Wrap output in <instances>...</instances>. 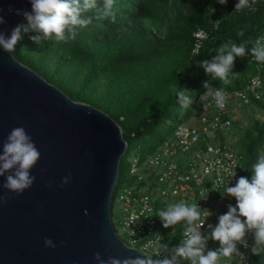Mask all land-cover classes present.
Segmentation results:
<instances>
[{
    "label": "trees",
    "instance_id": "obj_1",
    "mask_svg": "<svg viewBox=\"0 0 264 264\" xmlns=\"http://www.w3.org/2000/svg\"><path fill=\"white\" fill-rule=\"evenodd\" d=\"M238 2L115 0L113 23L111 17L103 16V2L99 0L98 8L85 14L93 22L86 28H77L75 39L57 42L53 38L36 44L29 37L38 33H22L12 54L47 81L53 79L72 99L89 103L110 115L119 124L127 144L121 162L127 161L131 152L141 161L171 134L178 122L189 119L200 96L207 91L203 86L205 81L211 87L226 90L244 86L250 72L247 61L251 43L248 54L236 58L233 72L239 75L230 76L228 84L213 79L200 66L204 60H212L223 43L254 42L264 31V0H254L249 7L236 11ZM197 28H203L208 35L199 52L192 55V33ZM172 85L190 90L189 107H181ZM256 107L262 116L246 127L236 148L233 147L240 155L237 180L240 176L252 179V166L261 155L264 101L257 102ZM233 123L240 124L239 120ZM128 166L129 161L124 169L120 166L116 189L124 181ZM233 203L236 204L235 199ZM162 209H166L165 204L157 203L155 217L164 244H178L183 223L163 227L158 216ZM208 245L207 250L220 247L215 240ZM180 264L190 261L181 259ZM252 264H263V254H253Z\"/></svg>",
    "mask_w": 264,
    "mask_h": 264
},
{
    "label": "water",
    "instance_id": "obj_2",
    "mask_svg": "<svg viewBox=\"0 0 264 264\" xmlns=\"http://www.w3.org/2000/svg\"><path fill=\"white\" fill-rule=\"evenodd\" d=\"M9 8L31 10V5L0 0L7 21L0 31L10 35L26 20ZM13 56L0 47V154L11 130L22 126L41 159L31 170L34 184L21 194L4 188L6 177H0V198H6L0 199V264H98L97 252L105 260L143 258L117 235L111 218L127 148L119 124ZM69 173L70 183L61 187ZM45 238L56 247H46Z\"/></svg>",
    "mask_w": 264,
    "mask_h": 264
},
{
    "label": "clouds",
    "instance_id": "obj_3",
    "mask_svg": "<svg viewBox=\"0 0 264 264\" xmlns=\"http://www.w3.org/2000/svg\"><path fill=\"white\" fill-rule=\"evenodd\" d=\"M102 13L104 17H111L112 22L116 20L113 11L115 0H102ZM220 4H226L227 0H218ZM254 2V0H252ZM31 10L9 8V13L22 16L27 23L16 25L10 35L0 31V47L5 52L13 53L22 33L35 32L29 38L36 44L42 41L52 40L67 42L76 37V29L86 28L93 21L91 16L85 15L99 6V0H29ZM250 6V0H239L236 11ZM2 11V10H0ZM215 11V9H213ZM4 15H0V25L6 24ZM197 35H201L198 33ZM243 35V33H240ZM251 43V56L258 63H264V37L257 38L254 42L244 41L240 44L229 40L223 43L212 60H204L201 63L207 74L213 79H218L224 84L230 83L229 77L235 78L239 73L233 72L237 57L244 58L248 52V44ZM199 48V45H197ZM13 59L15 57L13 56ZM204 88L207 89L205 96H211L215 106L223 110L227 103V94L224 89L210 86L205 81ZM172 90L178 97L182 108L192 104L190 90L186 87L172 85ZM205 111L209 107L203 104ZM183 114V113H181ZM41 159V153L32 137L28 135L24 127H15L9 133L3 144L0 154V177H6L3 187L11 192L21 194L32 187L36 177L31 175V170ZM254 175L251 180L240 176L234 186H227L223 194L234 197L235 206L229 205L226 214L220 215L218 224L208 228L211 230L209 236L201 232L205 223L202 217H208L211 213L201 209L198 203H185L183 201L169 204L166 209L158 212L163 227H174L183 222V239L180 244L171 249V255L153 259L143 255L136 257L117 258L108 256L105 260L99 252L95 253L98 264H180L181 259L190 261V264H220L224 258L240 255L237 244L241 243L247 247L245 240L247 232L254 233L255 244L252 247L254 255L264 254V154L252 166ZM236 172L231 173L235 177ZM71 174L63 178L61 187L70 183ZM52 182H49L51 187ZM6 200V198H0ZM87 215V211H85ZM243 218V219H242ZM158 239L162 237L158 235ZM218 241L220 247L216 250H207L208 240ZM44 244L48 248H55L56 244L50 238H45ZM162 252L168 251V245L159 244ZM162 252H157L156 257H161Z\"/></svg>",
    "mask_w": 264,
    "mask_h": 264
},
{
    "label": "built area",
    "instance_id": "obj_4",
    "mask_svg": "<svg viewBox=\"0 0 264 264\" xmlns=\"http://www.w3.org/2000/svg\"><path fill=\"white\" fill-rule=\"evenodd\" d=\"M207 35L203 28L193 31L192 55L199 52ZM260 37H264V31L254 41ZM247 64L250 72L244 86L224 89L228 99L223 110L215 106L211 96L203 95L193 118L178 122L171 134L143 160L133 154L128 159L126 178L117 189L115 186L112 195L121 218L119 231L114 229L127 245L139 249L145 256L170 257L171 249L183 239L184 223L181 222L179 243L168 245V251L162 252L159 244H164V239L155 217L157 203L165 204L166 208L181 201L198 203L202 211L211 213L207 218L202 217L205 223L201 232L205 236L211 231L208 225L215 227L219 216L229 210L228 206H235L234 197L222 195L227 186L235 185L237 179L231 173L236 172L240 160L229 136L234 134L233 122L241 115L239 109L248 106L258 110L256 103L264 101V63L256 62L250 52ZM203 104L209 105L206 111ZM245 240L247 247L238 243L240 255L224 258L220 264H252L254 233L247 232ZM157 252H162L161 257H156Z\"/></svg>",
    "mask_w": 264,
    "mask_h": 264
},
{
    "label": "rangeland",
    "instance_id": "obj_5",
    "mask_svg": "<svg viewBox=\"0 0 264 264\" xmlns=\"http://www.w3.org/2000/svg\"><path fill=\"white\" fill-rule=\"evenodd\" d=\"M48 75H49V73L47 74V77H48ZM48 81L51 82L52 84H55L53 79L48 80ZM202 97H203V95L200 96L199 101L197 102L196 107H195V109L193 111V114L189 117V119L193 118V115L197 111L199 102L201 101ZM239 111H240V114H241L239 116V119H238L240 124L235 126L234 134L232 136H229L231 141H232V145H233L234 148H236L237 143H238V139H240L242 137V134H243L244 130L246 129V127H248V125H250V123L253 120L258 119V118H260L262 116V111L260 109L255 110L252 107H248V106H242L239 109ZM179 115H180V113H179ZM261 148L262 149L260 150V154L262 155V154H264V143H263ZM132 154H133V152H131L130 156ZM130 156L128 157V159L130 158ZM128 159H127V161H128ZM127 161H126V159L122 160V162L120 164L121 169H124L126 167ZM125 178H126V175H125L124 179ZM111 218H112V223H113L114 228H116V230L119 231L118 227H119L121 218H120V212H119V210H118V208H117V206L115 204L112 206ZM120 235H121V233H120ZM209 248H210V246L208 245L207 249H209Z\"/></svg>",
    "mask_w": 264,
    "mask_h": 264
}]
</instances>
